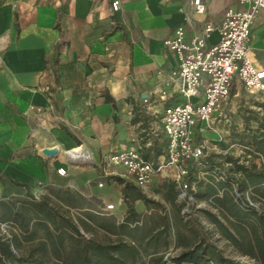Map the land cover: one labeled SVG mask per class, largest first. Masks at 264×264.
I'll return each mask as SVG.
<instances>
[{"label": "crops", "instance_id": "obj_1", "mask_svg": "<svg viewBox=\"0 0 264 264\" xmlns=\"http://www.w3.org/2000/svg\"><path fill=\"white\" fill-rule=\"evenodd\" d=\"M112 1L0 0V41L9 35L0 45V214L2 201L46 200L87 228L95 226L89 211L119 224L128 209L126 182L140 188L106 160L138 137L145 122L137 105L177 67L164 41L179 26L191 37L209 22L218 27L228 8H243L240 0H203L207 11L197 15L190 0H120L113 12ZM218 41L216 29L209 43ZM251 43L264 66V10ZM79 145L87 158L67 164L62 150ZM46 147L59 153L44 155ZM60 167L66 176L57 173ZM107 204L115 208L106 211ZM19 231L0 221V235ZM42 240L41 230L16 252L28 255Z\"/></svg>", "mask_w": 264, "mask_h": 264}, {"label": "built area", "instance_id": "obj_2", "mask_svg": "<svg viewBox=\"0 0 264 264\" xmlns=\"http://www.w3.org/2000/svg\"><path fill=\"white\" fill-rule=\"evenodd\" d=\"M190 4L194 14L207 11L203 0H190ZM240 4L241 10H225L218 27L209 22L201 32L188 37L185 27L179 26L164 41L176 53L177 67L163 85L142 98L144 106L137 113L145 124L138 137L112 151L106 160L107 166L124 168L127 178L140 189L148 188L157 178L167 179L177 187L182 200L192 199L199 185L209 182L217 170L212 160L219 153L218 143L206 133L221 136L219 124L228 121L233 97L238 95L234 90L240 86L251 93H264V66L251 47L253 26L264 10V0H240ZM120 8V0H113V12ZM185 20L192 25L191 15ZM216 29L219 41L211 45ZM8 38L6 35L0 45ZM158 101L163 107L156 110L151 105ZM135 111L131 107L130 114ZM62 153L70 164L87 158L88 150L77 155ZM57 173L66 176L68 169L60 167ZM114 208V204L105 206L106 211Z\"/></svg>", "mask_w": 264, "mask_h": 264}, {"label": "rangeland", "instance_id": "obj_3", "mask_svg": "<svg viewBox=\"0 0 264 264\" xmlns=\"http://www.w3.org/2000/svg\"><path fill=\"white\" fill-rule=\"evenodd\" d=\"M233 93L238 95L233 97L228 121L219 124L221 136L206 133L212 142L218 143L219 152L212 160L217 170L209 176L210 181L199 185L192 199L182 200L171 180L157 178L153 185L143 189L130 186L128 181L124 186L123 180L124 200L128 203V209L122 214L124 218L119 224H126L132 230L122 232L116 226V219L108 218L101 220L105 222V229L97 224L91 225L97 239L105 242L125 238L136 243L144 255L149 254L146 257L148 260L162 257L172 262V258L181 257L184 253L194 254L201 243L235 263L262 264L257 250V236L262 235V227L258 225L254 229L256 221L251 214L264 217V199L252 188L245 191L239 189L242 172L238 171L237 165L247 163L246 166L252 169L264 168V153L252 144L256 137L264 134V93H251L240 86ZM156 104L159 105V101ZM143 106L138 104L136 109ZM130 206L134 208V214L129 212ZM236 207L243 210L241 219L231 214ZM135 215L136 221L140 220L138 225L135 219L132 220ZM211 215L216 216L227 228L215 222ZM94 216L88 212L89 220ZM91 221L94 223L93 219ZM166 223L171 228L167 245L163 239L153 240L157 237L156 232L164 229ZM229 232L231 235H228ZM199 253L206 254L207 249L203 251L202 248ZM49 257V263L54 264L53 257ZM206 257L211 264H217L211 260V256ZM175 264L200 263L183 261Z\"/></svg>", "mask_w": 264, "mask_h": 264}, {"label": "trees", "instance_id": "obj_4", "mask_svg": "<svg viewBox=\"0 0 264 264\" xmlns=\"http://www.w3.org/2000/svg\"><path fill=\"white\" fill-rule=\"evenodd\" d=\"M252 144L260 148L264 153V134L256 137ZM246 165H237L238 171L242 172V177L239 180V189L245 191L252 188L258 196L264 199V168L256 170ZM140 195L144 198L142 193ZM1 210L0 221L17 226L20 231L19 234L13 233L12 237L9 238L0 235V264H50V255L55 261L54 264H175L183 261L211 264L206 259L207 255L211 256V260L217 264H238L226 258L223 254L216 253L214 248L208 245L204 247L201 243L197 245L194 254L184 253L181 257L172 258V262L161 259L162 257L150 260L151 257L148 260L146 257L149 254L144 255L136 243L122 237L105 242L101 241L92 233L94 229L89 224L87 228L86 222L80 219L79 223L84 230L92 233L91 236L87 237L81 231L80 225L74 221L69 210L51 204L46 200H42L41 202L27 200L2 201ZM242 211L236 207L232 211L234 213L231 214L241 219L244 215ZM129 212L135 213L132 206H130ZM94 215L92 217L94 223L105 229V222H101V220L104 221L108 217L99 214ZM251 215L255 217L256 221L253 224L255 226L254 229L258 228V225L262 227V235L257 236V250L262 264H264V217L255 214ZM211 216L215 222L225 229L227 228L216 216ZM135 218L136 215L132 220ZM138 221L140 220L136 221L135 219L136 225H138ZM165 225L164 229L156 232L157 237H154L153 240L158 241L159 239H163L167 245L169 243L168 237L171 228L167 223ZM111 226L114 227V225ZM116 226L122 232H127L126 229L129 232L132 230L126 224L121 223ZM41 230L44 233V240L40 241L37 247L33 248L28 255H20L16 252L19 246L22 245L23 240H35ZM133 234L137 237V234L134 232ZM228 235H231V232ZM202 248L203 251L207 249L206 254L199 253ZM251 251L253 250L251 249Z\"/></svg>", "mask_w": 264, "mask_h": 264}, {"label": "water", "instance_id": "obj_5", "mask_svg": "<svg viewBox=\"0 0 264 264\" xmlns=\"http://www.w3.org/2000/svg\"><path fill=\"white\" fill-rule=\"evenodd\" d=\"M59 153V150L56 148H50V147H46L43 149V154L44 155H48V156H56Z\"/></svg>", "mask_w": 264, "mask_h": 264}, {"label": "bare ground", "instance_id": "obj_6", "mask_svg": "<svg viewBox=\"0 0 264 264\" xmlns=\"http://www.w3.org/2000/svg\"><path fill=\"white\" fill-rule=\"evenodd\" d=\"M65 149V148H64ZM60 150H61V148H60ZM83 150H85V148H83V147H74V148H72L71 150H63L64 151V153H66V154H74V155H77V154H79L80 152H83Z\"/></svg>", "mask_w": 264, "mask_h": 264}]
</instances>
